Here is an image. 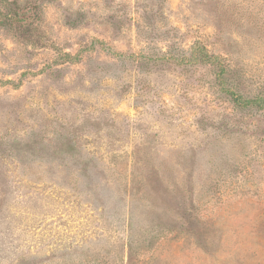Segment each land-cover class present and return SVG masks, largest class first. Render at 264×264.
Returning a JSON list of instances; mask_svg holds the SVG:
<instances>
[{
    "label": "rangeland",
    "instance_id": "obj_1",
    "mask_svg": "<svg viewBox=\"0 0 264 264\" xmlns=\"http://www.w3.org/2000/svg\"><path fill=\"white\" fill-rule=\"evenodd\" d=\"M0 21V264H264V106L231 99L264 98V0Z\"/></svg>",
    "mask_w": 264,
    "mask_h": 264
},
{
    "label": "trees",
    "instance_id": "obj_2",
    "mask_svg": "<svg viewBox=\"0 0 264 264\" xmlns=\"http://www.w3.org/2000/svg\"><path fill=\"white\" fill-rule=\"evenodd\" d=\"M0 24H6V22ZM61 58L62 61H76L78 59V54L76 55H70L68 53H61ZM192 58L197 61H203L205 63H215V59L217 56L211 55L208 53L206 49L201 47L200 44H195L192 47ZM222 71L225 70L224 66H221ZM231 99L234 103L239 108H245V107H257V108H262L264 106V98L263 97H255V98H249L245 99L242 98L241 95L233 94L231 93Z\"/></svg>",
    "mask_w": 264,
    "mask_h": 264
}]
</instances>
